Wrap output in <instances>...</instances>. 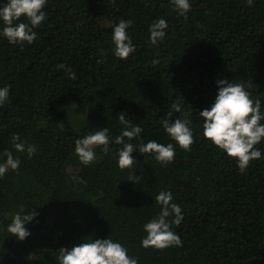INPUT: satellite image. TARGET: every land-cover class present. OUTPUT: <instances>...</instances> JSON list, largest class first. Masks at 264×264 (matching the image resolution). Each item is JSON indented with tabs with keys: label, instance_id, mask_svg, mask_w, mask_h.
I'll return each mask as SVG.
<instances>
[{
	"label": "trees",
	"instance_id": "trees-1",
	"mask_svg": "<svg viewBox=\"0 0 264 264\" xmlns=\"http://www.w3.org/2000/svg\"><path fill=\"white\" fill-rule=\"evenodd\" d=\"M189 3L185 17L172 0H47L32 44L0 36V88L10 87L0 106V164L5 151L20 160L0 178V264H58L61 248L108 238L138 264H264V140L256 145L261 158L241 172L203 137L199 115L215 103L219 80L244 84L264 113V0ZM122 19L132 21L127 32L135 46L126 60L112 42ZM159 19L166 35L153 45L150 28ZM120 113L143 129L135 140L125 138L136 146V164L121 170L122 145L113 142L108 154L97 147L95 160L83 165L75 140L107 127L114 141L125 129ZM177 118L191 121L190 151L163 130L162 119ZM13 134L36 153L17 152ZM152 140L174 145L172 162L163 166L138 152ZM161 191L182 209V222L172 226L182 243L146 249L144 225L159 215ZM21 207L22 214L38 213L23 241L7 231Z\"/></svg>",
	"mask_w": 264,
	"mask_h": 264
},
{
	"label": "clouds",
	"instance_id": "clouds-1",
	"mask_svg": "<svg viewBox=\"0 0 264 264\" xmlns=\"http://www.w3.org/2000/svg\"><path fill=\"white\" fill-rule=\"evenodd\" d=\"M47 0H7L0 6V20L4 27L0 31V36L5 37L10 44H32L37 33L33 31L45 20L44 8ZM176 10L186 17L191 9L189 0H172ZM248 6H252L253 0H247ZM26 18L29 23H15ZM31 25V26H30ZM132 26V21L120 20L114 26L112 32V42L115 45V56L121 60H126L129 55L135 52V46L127 30ZM167 22L159 19L150 28V41L153 45L162 41L166 35ZM153 65L158 61H153ZM59 69H65L66 74L72 80L76 79L75 72L66 65H58ZM219 88L215 103L210 109L199 112L203 123V137L209 143L225 152L230 158L237 161L241 172H244L250 162L259 160L261 151L256 147L264 140V113L261 112V101L252 99L244 84L229 83L227 80L217 81ZM10 87L0 88V106H3L9 99ZM175 112H180L178 103L173 104ZM169 112L168 116L171 117ZM190 116L191 113H187ZM119 120L125 125L119 136L114 141L109 137L108 128L97 130L82 139L75 140V154L80 162L88 166L96 156L94 149L102 147L105 154L109 153L110 143L122 145L118 151V166L121 170L130 169L136 164L133 159L135 147L133 143L125 142L135 140L143 129L139 125H131L125 119V113L119 114ZM191 121L187 118H177L174 121L162 119L163 130L171 140L185 151L191 150V145L195 142L193 132L190 127ZM12 145L17 152H26L29 157L36 153L34 145L21 141L19 134H13ZM138 152L142 155H152L161 165L166 166L175 157L174 145L158 143L154 140L147 143L141 142ZM6 162L0 164V178L11 169L18 170L20 166L19 158H14L11 151H5ZM129 181L139 182L136 174H130ZM84 181H81L83 183ZM173 196L170 191H161L156 197V204L161 206L159 215L144 225L146 237L142 240L144 248H155L164 250L171 246H180L181 239L173 230L172 226H179L183 220L182 209L179 205L172 203ZM24 213L23 207L13 215L7 231L18 240L27 239L31 233L27 225L31 223L38 213L33 209L30 213ZM174 217V219H170ZM58 264H138V260L128 255L127 249L120 243L112 239H88L85 242L74 246L71 250L61 248L58 254Z\"/></svg>",
	"mask_w": 264,
	"mask_h": 264
},
{
	"label": "rangeland",
	"instance_id": "rangeland-1",
	"mask_svg": "<svg viewBox=\"0 0 264 264\" xmlns=\"http://www.w3.org/2000/svg\"><path fill=\"white\" fill-rule=\"evenodd\" d=\"M50 223H48V225H49Z\"/></svg>",
	"mask_w": 264,
	"mask_h": 264
}]
</instances>
